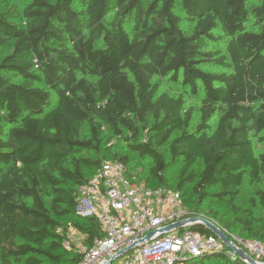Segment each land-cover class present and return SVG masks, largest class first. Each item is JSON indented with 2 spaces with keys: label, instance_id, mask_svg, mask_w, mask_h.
Wrapping results in <instances>:
<instances>
[{
  "label": "trees",
  "instance_id": "obj_1",
  "mask_svg": "<svg viewBox=\"0 0 264 264\" xmlns=\"http://www.w3.org/2000/svg\"><path fill=\"white\" fill-rule=\"evenodd\" d=\"M0 50V264H79L64 220L81 244L104 235L76 208L105 161L134 184L180 191L187 210L189 194L234 207L245 174L264 182L252 140L264 141V0H1ZM114 137L128 153L105 152ZM254 196L264 207V187ZM211 261L246 264L227 250L179 264Z\"/></svg>",
  "mask_w": 264,
  "mask_h": 264
},
{
  "label": "built area",
  "instance_id": "obj_2",
  "mask_svg": "<svg viewBox=\"0 0 264 264\" xmlns=\"http://www.w3.org/2000/svg\"><path fill=\"white\" fill-rule=\"evenodd\" d=\"M127 171L120 160L105 161L80 186L77 214L96 217L104 235L92 245L81 244L79 264H115L121 259L122 264H179L185 259L225 250L230 257H239L217 235L203 234L191 225L161 234L164 228L194 215L186 209L180 191L134 184ZM229 237L237 247L264 263V240ZM65 246L73 248L69 241Z\"/></svg>",
  "mask_w": 264,
  "mask_h": 264
},
{
  "label": "rangeland",
  "instance_id": "obj_3",
  "mask_svg": "<svg viewBox=\"0 0 264 264\" xmlns=\"http://www.w3.org/2000/svg\"><path fill=\"white\" fill-rule=\"evenodd\" d=\"M11 2L19 4L22 2V0H8V4H10ZM0 53H3L2 50H0ZM6 75L11 77L10 74H6ZM162 81H163L162 82L163 87L165 89L172 90L174 88V86L171 83H169L167 79H163ZM189 93H186L188 105L194 107L198 106L197 110H199V105H200L199 100L196 97H193ZM198 116L199 114H197V117ZM127 135L128 133H126L124 137H127ZM124 137L123 138L114 137L111 139H107L103 144V149L105 150V152L108 151L112 153L114 152L128 153L129 152L128 144L125 141ZM252 140L257 154L261 151H264V141H261V139L255 135L252 136ZM147 162L148 160L139 162L138 167L144 170ZM181 167L182 166L179 163L170 165L167 171V177L168 179L171 180V182H173L175 179L179 177ZM261 187L262 188L264 187V182L257 183L248 174H245L243 185L241 188V193L238 199L235 201L234 207H230L225 200H221L216 196H210L203 203L196 205V202L193 201V199H195L197 196L190 197L189 194V198L187 197L189 201L188 211L190 213L194 211L195 212L199 211L198 213L206 215L207 217L210 218L216 217L215 221H218L220 223V226L222 227L223 225L221 224V220H223L224 225L231 224L232 228L230 232L228 231L229 234L238 238H250L252 237L251 236L252 231L258 228L264 229V207L261 204H259L258 200H255V196H254L255 191ZM218 190L219 188L216 187V188H212L210 191L212 193H215ZM64 222L65 224H69L68 240L71 244L73 243V245L75 246V247L73 246V249L80 247L81 242L83 241L82 234L79 233L77 228H75L71 218H66ZM123 260L124 259H121L117 261L115 264H122ZM43 264H53V263L45 260ZM207 264H223V262L211 261Z\"/></svg>",
  "mask_w": 264,
  "mask_h": 264
},
{
  "label": "water",
  "instance_id": "obj_4",
  "mask_svg": "<svg viewBox=\"0 0 264 264\" xmlns=\"http://www.w3.org/2000/svg\"><path fill=\"white\" fill-rule=\"evenodd\" d=\"M186 225L196 226L201 225L212 231L215 235H217L219 238H221L227 245V247L237 253V255L243 259L247 260L249 264H264L256 261L253 257H251L249 254H247L243 249L237 247L234 242L231 240V238L225 233L223 229H221L217 224H215L213 221L206 219L202 216H194L187 219H184L182 221H179L177 223H174L166 228H164L161 231V234H166L169 232H172L174 230L181 229L185 227ZM134 246L125 249L121 253H119L118 256L122 255L123 253L131 250Z\"/></svg>",
  "mask_w": 264,
  "mask_h": 264
}]
</instances>
